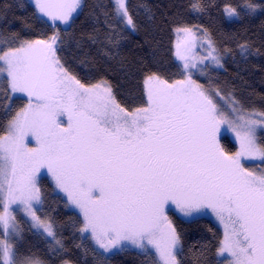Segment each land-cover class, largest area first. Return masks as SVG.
<instances>
[{"label": "snow or ice", "instance_id": "1", "mask_svg": "<svg viewBox=\"0 0 264 264\" xmlns=\"http://www.w3.org/2000/svg\"><path fill=\"white\" fill-rule=\"evenodd\" d=\"M33 3L55 25L67 24L80 0ZM113 7L120 22L134 30L127 0H113ZM191 7L203 11L199 0ZM256 7L247 5L249 11ZM225 13L240 15L230 5ZM178 31L195 35L191 28ZM203 34L210 49L204 59L220 66L210 33L205 29ZM57 41L56 34L13 38L0 48V74L6 73L9 91L29 97L9 120L7 134L0 136V231L5 234L0 264H45L32 254L18 259L8 242L9 232H19L12 204L21 205L32 226L50 238L53 251H65L54 223L37 215L42 168L82 213L78 231L90 232L106 252L126 245L147 252L151 246L162 264H181L180 234L166 214L171 204L185 216L205 210L216 215L225 230L217 255L231 257L226 264H264V169L255 171L242 162L264 163V143L257 137L264 130V111L248 112L234 97L226 111L190 74L172 83L148 75L146 106L128 111L107 82L89 87L71 75L57 55ZM239 47L242 56L249 51L247 44ZM181 59L187 69L188 58ZM64 113L66 127L57 120ZM222 128L239 140L236 153L229 154L221 144ZM29 135L38 148L27 147ZM62 264L72 262L64 259Z\"/></svg>", "mask_w": 264, "mask_h": 264}, {"label": "trees", "instance_id": "2", "mask_svg": "<svg viewBox=\"0 0 264 264\" xmlns=\"http://www.w3.org/2000/svg\"><path fill=\"white\" fill-rule=\"evenodd\" d=\"M194 0H127L136 24L127 28L115 15L113 0H83L78 14L67 27L42 19L27 0H0V39H48L58 36L57 55L68 72L86 86L107 82L116 101L128 111L146 104L144 81L156 74L168 82L182 76L177 54L188 56L185 39L178 29L199 28L210 33L216 48L224 54L223 67L210 79L221 93L231 94L245 110L264 111V0H199L203 11H194ZM254 4V12L245 5ZM240 13L229 21L225 7ZM111 38L112 42H109ZM249 51L241 55L239 45ZM5 82L0 83V136L13 114L24 105L15 98L11 105ZM228 153L238 145L228 134L220 137ZM41 216H49L65 251L53 253L48 242L20 220L21 235L15 245L19 257L30 254L45 264H156L150 254L122 250L108 257L99 253L90 237L80 233L82 217L67 208L48 177L39 181ZM180 234L181 264H226L217 255L223 231L205 216L184 219L170 211ZM2 237V231H0Z\"/></svg>", "mask_w": 264, "mask_h": 264}, {"label": "rangeland", "instance_id": "3", "mask_svg": "<svg viewBox=\"0 0 264 264\" xmlns=\"http://www.w3.org/2000/svg\"><path fill=\"white\" fill-rule=\"evenodd\" d=\"M27 1L30 2L35 7V5L33 3V0H27ZM82 1L83 0H80L79 7L72 14V17H71V19L69 20V22L67 24H64V23H62L60 21H57L55 23V25H59V26H61L63 28L64 27H67L70 24L71 20L80 11L81 6H82ZM245 9L248 10L247 5H245ZM257 9H258V7H256V10ZM252 12H254V11H252ZM39 16L42 19L46 20L47 22H49L50 24L53 25V23L47 17L43 16L42 14H39ZM225 16H226L227 20H229V21H232V20H235V19L238 18V16H236V17H228L226 15V13H225ZM124 26L127 27L125 24H124ZM127 28H129V27H127ZM191 29H192L193 33H195L194 36L193 35H189V34L183 32V31H178V35H177L178 39H180V40L181 39H185L186 42H187V45H188L187 50L189 49V53H188V56H186V57L188 58L189 67L187 69H185V67H184L185 60L184 59H181L180 54L179 55L177 54V59H178L177 61L179 62L180 67H181V70H182V76H181V78H179L177 80H183V79H185L190 74L191 75V79L194 80V81H196L198 84H200V85L203 86V88L207 91V94L212 97L214 103H216V104L224 107L225 110L227 111L228 108L231 105V99L233 98V96L231 94L221 93V91H219L217 89V87L214 84H212V82L210 80L212 78L213 74L215 73V71L220 70L223 67V60H224L225 55L222 54V53H220V56H221V65L220 66L214 64L211 59H204V57L208 56V53L210 51V49L208 47V38L204 36L203 31H201L199 28L191 27ZM57 43H58V41H57ZM11 44H12V41L10 39H0V48H4L6 45H11ZM192 65H195V67H192ZM2 81H4L5 84H6L5 85L6 86L5 88L7 90V96H8V100H9V105H11V103L13 102V100L15 98H19L20 97V98H23L25 100L24 101V105L20 109L24 108L28 104V102H29V97L26 94H24V93H15V94H12L9 91L6 73L5 74H0V83ZM174 81H176V80H174ZM174 81H171L169 83H172ZM101 82H103V81H101ZM101 82H99L97 84H101ZM97 84H94V85H97ZM144 85H145V83H144ZM91 86H93V85H90L89 87H91ZM107 86H109V85L107 84ZM111 92H112V95L114 96L112 89H111ZM145 92H146V85H145ZM217 92H219V95H217ZM144 106H146V104ZM20 109H18L16 112H18ZM246 111L252 112L254 110H246ZM16 112L14 113V115L12 116V118L15 116ZM256 112H258V111H256ZM57 120H58V122L61 123L62 126L66 127L68 125V122H69L68 121V114L67 113H64L62 115H59L57 117ZM6 130H7V128H6ZM6 134H7V131L3 135H1V136H5ZM224 134H228V136L230 137V139H232L233 142L237 143L238 148H237V150L234 153H236L237 151H239L240 150V143H239V140L236 138L235 133L232 132L231 130L225 131L222 128L221 129L220 137L222 135H224ZM257 137H258V142L264 143V130H259L258 133H257ZM25 143H26L27 147H29V148H38L39 147V144H38L37 140L32 135H29L26 138ZM234 153H229V154H234ZM242 162L245 163V166L246 167H248L250 169H253L255 171H259L260 169H264V163L260 162L259 160L252 161V160H246L245 158H242ZM42 176H46V177L49 178V180L51 181V183L54 186L55 192L57 194L61 195V197L65 200L66 205H67V208L70 209V210L75 211L76 213H78L82 217V219H83V216H82V213L80 212V210L75 205H72L69 202V200H68L67 194L65 192H63L60 188H58L56 186V183H55L52 175L47 171L46 168H42L40 170V173L38 174V177H37L38 186H39L40 178ZM39 188H40V186H39ZM96 194H97L96 192L93 193V195H96ZM40 208H41V204L37 208V215L40 216L42 219L51 220L49 216H41L38 213L39 210H40ZM9 210L15 215L16 222H17L18 227H19V232H18V234L16 236H12L11 235V232H9V235L7 237L8 242H10L14 246V248H15L16 243L20 239V235H21L20 220H22L35 233L41 235L48 242L49 247H50V250L53 253H59V252L53 251V249L55 248V245H53L51 243L50 238H47L46 236L42 235L39 231H37V229H35L32 226L31 218L23 211L21 205H19V204H12V205L9 206ZM170 211H174L177 215H179L180 217H182L184 219H192V218L198 217V216H205V217L211 219L213 222H215L217 225L220 226V228L223 231V238H224V231H225L224 230V225L216 217V215L213 212H211V210H205L204 212L199 213V214H194L193 216H185L182 213H180L175 208L174 205H171L170 204L166 208V214L169 216L170 220L173 223V220L171 218ZM173 225H174V223H173ZM84 235L90 237V239H91V241H92L95 249L99 253H101L102 255H104L106 257H108V256H110V255H112V254H114L116 252L122 251L121 250V247L120 246H117L116 248H113L111 251H107L106 252L104 249L100 248L95 243V241L91 238L90 232L89 233H84ZM0 239H5V234L3 232H2V237H0ZM126 249L135 250V251H138L140 253L150 254L155 259L156 264H162V262L159 260L158 255L156 254L155 249L154 248H151V246H149V250L147 252H143L139 248H136L135 246H131V245H126L123 250H126ZM220 257L223 259V261L225 263H226V258L231 259V257H228L227 254H225V256H220ZM23 258L24 257H19L18 259H23Z\"/></svg>", "mask_w": 264, "mask_h": 264}, {"label": "bare ground", "instance_id": "4", "mask_svg": "<svg viewBox=\"0 0 264 264\" xmlns=\"http://www.w3.org/2000/svg\"><path fill=\"white\" fill-rule=\"evenodd\" d=\"M14 115V114H13ZM6 132V131H5Z\"/></svg>", "mask_w": 264, "mask_h": 264}]
</instances>
